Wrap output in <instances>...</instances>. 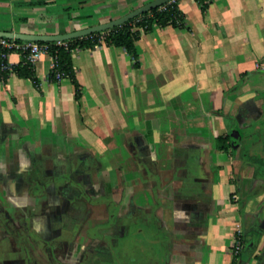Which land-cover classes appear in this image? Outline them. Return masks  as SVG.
I'll list each match as a JSON object with an SVG mask.
<instances>
[{"label": "crops", "instance_id": "obj_1", "mask_svg": "<svg viewBox=\"0 0 264 264\" xmlns=\"http://www.w3.org/2000/svg\"><path fill=\"white\" fill-rule=\"evenodd\" d=\"M151 1H65L81 19L64 33ZM178 4L184 24L142 31L136 59L105 43L74 50L78 87L47 79L50 55L40 86L0 76V264L27 252L49 264L66 231L83 237L78 263L96 264L122 220L162 246L151 264H235L238 228L239 264H264V174L224 149L264 116V0ZM252 143L258 157L264 140Z\"/></svg>", "mask_w": 264, "mask_h": 264}, {"label": "trees", "instance_id": "obj_2", "mask_svg": "<svg viewBox=\"0 0 264 264\" xmlns=\"http://www.w3.org/2000/svg\"><path fill=\"white\" fill-rule=\"evenodd\" d=\"M203 3L204 0H196ZM47 2H32L30 6H46ZM138 22V23H137ZM136 23V25H134ZM184 24L183 16L179 10V4H175L166 10L161 11L160 8L154 9L149 13H146L140 17L130 20L122 27L114 28L104 33H96L82 39H76L67 41L69 46L57 47L56 43H47L51 45L50 55L56 58L59 64V71L62 72L65 77L69 78L78 87L76 81L75 72L72 62V52L76 49H90L101 43H105L108 46H114L118 48H124L126 52L134 57H138V51L136 47L137 41H139L142 31L149 32L154 26H182ZM137 26V28H136ZM2 31H12L10 28L3 29ZM19 32H23L21 29ZM35 31H28L33 33ZM47 34H51L50 32ZM2 51L0 50V63L2 61ZM14 74H17L22 78H31L37 81L34 69L29 65L22 66L21 64L15 66ZM0 76L7 77L8 74H1ZM54 76L53 74L51 75ZM230 139V136H228ZM231 144H227L224 149H230Z\"/></svg>", "mask_w": 264, "mask_h": 264}, {"label": "rangeland", "instance_id": "obj_3", "mask_svg": "<svg viewBox=\"0 0 264 264\" xmlns=\"http://www.w3.org/2000/svg\"><path fill=\"white\" fill-rule=\"evenodd\" d=\"M40 1H45L48 3V5L30 6V3L32 2ZM65 1L68 0H0V30L10 28L12 30L21 29L24 31H35L40 33H64L75 23L76 20L81 19V17L78 15L76 17H73L72 13L67 14V11H69L70 9L66 8V5L68 4H66ZM137 1L141 4L142 1L145 0H135V2ZM125 3L126 5H129L130 1H126ZM136 6L131 10H134V8H138ZM140 6L142 5H139V7ZM134 25H136V23ZM255 75L260 76V73H256ZM260 85L261 86L259 87L261 88V90L258 89L257 92L259 93V98L264 99V78L260 80ZM255 125L256 126H252V128L245 130L241 129V123H238L236 126L237 128L235 129V137L238 136L241 145H243L244 148L247 149L246 151H248V149H251L252 142L258 140L259 136L264 140V116H262L261 119L255 123ZM235 137L233 138L235 139ZM248 138L251 142L247 140ZM244 139H246L247 142L244 143ZM233 148L236 149L235 147ZM246 155L244 154V156ZM259 159L260 162H264V158L260 157ZM246 160L249 161V159ZM236 232L233 235L231 254L235 259V264H239V260H241L243 253L239 255V257H236L234 255L233 245L236 238Z\"/></svg>", "mask_w": 264, "mask_h": 264}, {"label": "flooded vegetation", "instance_id": "obj_4", "mask_svg": "<svg viewBox=\"0 0 264 264\" xmlns=\"http://www.w3.org/2000/svg\"><path fill=\"white\" fill-rule=\"evenodd\" d=\"M230 136L229 144L231 148L236 150L239 153H243V161L249 159L257 169L264 174V162H260V155L264 152V147L259 156L251 155L253 143L251 144V149L244 148L241 145L240 140L238 142L232 137V132L228 135ZM245 143V142H244ZM237 144V146H235ZM235 147L236 149H234ZM247 152V153H246ZM244 154L246 156H244ZM264 158V157H263ZM122 231L119 232L118 238L114 239V242L109 245L108 249L104 246L101 248L103 256L96 262V264H151V258L155 257L159 252H161L162 246L159 244L149 245L145 237L141 233V229L138 228L137 233L129 231L130 227L133 224L126 223L125 220L121 221ZM142 222H139L137 226H141ZM82 236L79 232H69L66 231L65 234L61 235L59 239H55V242L60 244L58 250H56L54 260L48 262L49 264H80L78 263L80 257V242L82 241ZM161 246V247H160ZM246 247V245H245ZM245 247L243 253L245 251ZM148 249V250H147ZM152 253V254H151ZM150 255V256H149ZM56 260V261H55ZM25 264H38V261L35 260L34 256L28 254L25 255ZM40 264V263H39Z\"/></svg>", "mask_w": 264, "mask_h": 264}, {"label": "built area", "instance_id": "obj_5", "mask_svg": "<svg viewBox=\"0 0 264 264\" xmlns=\"http://www.w3.org/2000/svg\"><path fill=\"white\" fill-rule=\"evenodd\" d=\"M178 0H170L167 4L160 7V10H166L169 7L177 4ZM104 33V32H103ZM57 47H68L69 44L67 42H57L55 44ZM51 45L47 43H35V42H23L18 40H7L0 39V50L2 51V61L0 63V73L1 74H14L15 66L9 62L8 58L11 54H18L23 58V61L20 63L22 66L29 65L35 71V67L42 60L45 54L50 55ZM52 65L49 75L47 77L48 80L53 81H61L65 79V75L59 71V64L56 58L51 56ZM19 65V64H18ZM54 75L53 77L51 75ZM4 78V76H1ZM37 78V77H36ZM37 86H40V83L33 80ZM236 199H239L236 197ZM234 255L239 257L243 253L245 247V234L242 228H238L236 232V238L234 242Z\"/></svg>", "mask_w": 264, "mask_h": 264}, {"label": "water", "instance_id": "obj_6", "mask_svg": "<svg viewBox=\"0 0 264 264\" xmlns=\"http://www.w3.org/2000/svg\"><path fill=\"white\" fill-rule=\"evenodd\" d=\"M170 0H153L141 7L134 9L128 14L109 21L107 23H102L89 28H84L76 30L69 33L63 34H34V33H24L17 31H2L0 30V39L7 40H18L23 42H35V43H57V42H67L76 39H82L96 33H103L110 31L114 28L122 27L127 24L130 20L140 17L150 11L160 8L167 4ZM232 137H235V131L232 133ZM235 141L238 142V136L235 137ZM237 146V144H235Z\"/></svg>", "mask_w": 264, "mask_h": 264}]
</instances>
